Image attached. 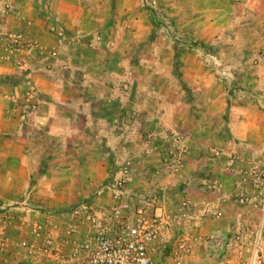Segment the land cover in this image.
<instances>
[{
  "label": "crops",
  "instance_id": "crops-1",
  "mask_svg": "<svg viewBox=\"0 0 264 264\" xmlns=\"http://www.w3.org/2000/svg\"><path fill=\"white\" fill-rule=\"evenodd\" d=\"M8 1L15 12L0 16V35L21 30L38 40L45 52L27 55L28 67L21 70L14 58H9L0 47V153L9 160L16 158L18 163L20 160V166L14 168L8 164L4 170L20 174L51 170L64 174L61 178L54 177L50 185L55 187L53 183H57L61 191L55 201L66 204L65 207L86 198L109 202L112 190L106 188V184L112 180L111 172L116 169L105 148V126L110 118L107 109L112 107L105 98L106 90L112 88L110 78L130 81L129 90L123 91L141 94L138 100L129 97V101L111 103L121 109L145 110L143 115L136 113L135 120L143 121L148 130L155 108L152 86L147 83L133 86V77L163 78L178 76L182 71L187 74L186 70L161 67L163 47L173 48L175 42L160 37L161 30L167 26L163 21L159 24L152 11L159 10L166 23L182 29L186 27L182 22L190 18L182 17L187 13L186 9L175 1L168 6L160 0H156V9L147 0H111L109 7L97 11L91 8V0ZM216 3L217 0H193L192 14L188 16H192V20L203 17L208 20L217 8ZM2 4L0 0V9ZM174 7L176 12H169ZM158 25L160 28H156ZM110 30L115 32V37H107ZM210 35L212 33H205L206 41L212 37ZM140 46L149 48L151 53L142 56L138 50ZM51 51H57V56L48 55ZM23 79L31 81L38 90L35 99L38 109L26 122L21 119L24 87L21 83L11 85L13 81ZM161 103L163 100H158V105ZM261 118L264 120V116ZM77 125L85 128H76ZM91 125L103 127L98 128L97 134H91L87 127ZM255 130V138L248 150L241 137L220 138L216 145L226 154L239 155L246 166L252 163V158L264 159V133ZM130 139L126 137V140ZM131 140L136 155L146 157L134 173L136 195H147L148 200L156 196L167 208H173L185 197L195 203V214L188 223L172 228L165 245H155L154 264H175L173 246L182 236H201L185 264H220L208 250L207 243L201 241L204 237L221 231L231 235L239 227L244 233L258 228L263 214L236 200L235 183L239 177L225 172L226 157L215 160L208 148L203 150L199 148V142L194 141L192 149L183 153L184 163L179 170L157 175L155 165L160 160L147 161L153 153H145L149 136L137 134ZM111 141L114 138L108 137L109 145ZM112 145V150H107L118 163L121 154L117 144ZM45 157H50L48 163H44ZM29 158H34L35 163H26ZM239 168L237 164L236 172ZM209 177L221 180L222 186L210 189L206 185ZM12 179L7 177L4 185ZM82 189L89 195L80 197L85 195ZM262 237L264 243V231Z\"/></svg>",
  "mask_w": 264,
  "mask_h": 264
},
{
  "label": "rangeland",
  "instance_id": "rangeland-1",
  "mask_svg": "<svg viewBox=\"0 0 264 264\" xmlns=\"http://www.w3.org/2000/svg\"><path fill=\"white\" fill-rule=\"evenodd\" d=\"M2 1L0 16L15 12L14 8L9 10L5 1ZM172 1L181 4L182 9H186L187 13L182 16L183 18H190L182 22L186 24L185 28L175 29L174 26L166 23L165 17L159 13V10H156L157 12L151 10L155 20L157 19L159 24L163 21L167 26L165 30H161L160 37L175 42L173 48L163 47L161 67L186 70L187 74H183L182 71L178 76L163 78L133 77V86L140 83L152 86L151 95L155 108H153L154 112L152 111L153 117L150 119L152 124L148 126L149 129L147 130L143 121L138 123L135 120L136 113L143 115L145 110L121 109L111 103L115 100L129 101V97L134 100L141 99L139 93L123 91L129 90L127 85H131L130 81L110 78L112 88L105 92V98L112 106L111 109H107L110 118L105 126L107 134L105 148L108 159L112 160L113 166L116 167L110 175L113 176L112 179L120 177L122 168L129 165L131 173L127 188L130 191H133L136 168L146 158L145 155H136V149H133L134 143L131 139L137 134L149 136V145L145 153L147 155L153 153L147 161L160 160L155 165L157 175L172 173L167 170L165 161L170 152L182 157L184 163L182 152L188 153L192 149V142L195 141L199 142V148L203 150L208 148V153L215 160L226 157L225 172L234 176L237 174L239 177L236 171L227 168L228 158L231 155L238 157L239 155L226 154L216 142L220 138L241 137L246 146L245 150H248L251 148L250 142L255 138L257 131L255 129L264 133V120L261 118L264 116V0H217V8L210 13L208 20L205 17L202 20H192V16H188L192 14L193 0H160L161 4L168 6ZM89 4L94 11H97L98 8L109 7L111 0H91ZM169 12H176L175 7ZM207 32L212 33L208 41L205 39ZM107 37H115V32L110 30ZM135 37L133 35V39ZM138 50L141 51L142 56L151 53L147 47L140 46ZM173 54L174 59L171 61ZM195 55L199 57H194ZM29 82L31 81L23 79L18 82L13 81L11 84L23 85L21 105L24 107L27 102L26 91ZM158 100H163L164 103L158 105ZM75 127L85 128L83 125ZM87 127L91 134H97L98 128L103 126ZM108 137L114 138L110 145ZM126 137L131 138L130 141L126 140ZM177 138L183 140L182 152ZM113 143L117 144L121 154L117 159L118 163L107 150L110 148L112 150ZM212 149L220 150L221 157L213 156ZM12 159L14 160H9L0 153V264H36L38 243L36 225L39 220L44 219L48 229L49 210L66 206L55 201L61 191L57 183H53L55 187L50 185L54 177L61 178L64 174L51 170L47 173L20 174L15 171L7 173L4 168H7L8 164L14 168L20 166V160L18 163L15 161L16 158ZM44 161L48 163L50 157H45ZM255 161L264 164V159H250V162ZM33 162L35 163L34 158L26 161L31 165ZM237 164L240 167L244 164L240 157L237 158L235 167ZM7 177L8 179L12 177L13 181L4 185ZM82 192L85 195L80 197L89 195L86 190ZM251 232L244 233L241 227L231 235L224 232L225 239L219 246H210L207 243L210 235L201 241L207 243L208 250L218 262H221L220 264H264L263 237L259 247L255 249ZM190 254L178 260L173 253V261L175 264H185Z\"/></svg>",
  "mask_w": 264,
  "mask_h": 264
},
{
  "label": "built area",
  "instance_id": "built-area-1",
  "mask_svg": "<svg viewBox=\"0 0 264 264\" xmlns=\"http://www.w3.org/2000/svg\"><path fill=\"white\" fill-rule=\"evenodd\" d=\"M147 3L157 8L156 0H147ZM5 4L9 10L13 9L8 0ZM0 47L9 58H14L21 69L28 67L27 54L45 52L38 40L21 30L0 35ZM48 55L55 57L57 51ZM29 83L27 102L21 113L23 122L38 109L35 101L38 90L32 82ZM177 141L182 152L183 140L177 138ZM212 154L221 157L222 152L212 149ZM181 158L170 152L165 158L167 170H179L183 165ZM237 158L236 155L228 158L229 170L236 171ZM130 173L129 165H125L122 175L106 184V188L112 190L109 202L86 198L68 207L49 210L50 227L47 229L44 219L36 225V264H154L155 245H165L172 228L188 223L195 214V203L190 197H185L173 208H167L156 196L148 200L147 195H136L127 188ZM237 173L236 200L243 206L251 205L259 209L263 214L258 228L251 232L256 249L264 231V164L255 161L242 165ZM206 185L215 190L222 186V181L209 177ZM199 239L201 236H182L173 246L176 258L180 260L190 254ZM224 239L225 234L221 231L211 234L207 243L219 246Z\"/></svg>",
  "mask_w": 264,
  "mask_h": 264
}]
</instances>
